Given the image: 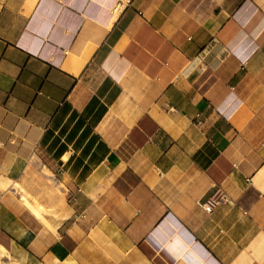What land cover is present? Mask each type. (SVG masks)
Segmentation results:
<instances>
[{"label": "crops", "instance_id": "obj_1", "mask_svg": "<svg viewBox=\"0 0 264 264\" xmlns=\"http://www.w3.org/2000/svg\"><path fill=\"white\" fill-rule=\"evenodd\" d=\"M0 190V264H264V0H0Z\"/></svg>", "mask_w": 264, "mask_h": 264}, {"label": "rangeland", "instance_id": "obj_2", "mask_svg": "<svg viewBox=\"0 0 264 264\" xmlns=\"http://www.w3.org/2000/svg\"><path fill=\"white\" fill-rule=\"evenodd\" d=\"M2 192V190H0V193Z\"/></svg>", "mask_w": 264, "mask_h": 264}, {"label": "bare ground", "instance_id": "obj_3", "mask_svg": "<svg viewBox=\"0 0 264 264\" xmlns=\"http://www.w3.org/2000/svg\"><path fill=\"white\" fill-rule=\"evenodd\" d=\"M38 212V211H37Z\"/></svg>", "mask_w": 264, "mask_h": 264}]
</instances>
